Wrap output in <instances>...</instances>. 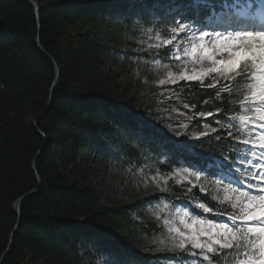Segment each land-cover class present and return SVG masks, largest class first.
<instances>
[{
    "label": "trees",
    "instance_id": "16d2710c",
    "mask_svg": "<svg viewBox=\"0 0 264 264\" xmlns=\"http://www.w3.org/2000/svg\"><path fill=\"white\" fill-rule=\"evenodd\" d=\"M36 1L38 29L31 6L21 0H0V264H79V249L90 258L104 255L121 264H151L150 259L161 264L163 257L144 251L155 225L138 222L132 215L144 199L110 204V195L93 183L89 153L116 158L123 165L145 160L158 169L169 147L180 154L181 146L169 145L110 100L118 90L125 91L126 77L104 68L109 59L128 51L123 31L136 35L140 25H154L170 37L166 27L170 21L156 18L149 23L137 15L142 9L131 7L130 0ZM37 32L41 47L59 69L43 115L54 69L35 46ZM168 50L142 54L159 53L163 58ZM181 84L175 89L186 103L196 105L189 115L215 110L214 89L201 88L197 82ZM208 120L214 123L213 117ZM34 121L45 139L33 127ZM193 143L198 152L228 155L215 139ZM34 160L41 183L22 202L18 217L15 200L37 184L31 171ZM169 186L166 195L172 200L188 197L186 185L170 181Z\"/></svg>",
    "mask_w": 264,
    "mask_h": 264
},
{
    "label": "snow or ice",
    "instance_id": "6c2138e0",
    "mask_svg": "<svg viewBox=\"0 0 264 264\" xmlns=\"http://www.w3.org/2000/svg\"><path fill=\"white\" fill-rule=\"evenodd\" d=\"M130 6L141 8L137 15L149 23L170 21L169 38L154 25L145 30V37L155 34L151 46L169 48L164 55L171 63L159 53L154 58L165 75L158 85L197 82L215 90L214 111L174 110L175 119L169 114L175 136L186 139L168 138L169 145L181 146L180 154L169 147L160 171L149 177L160 193L169 192L170 180L187 186L188 197L174 211L168 203L156 206L168 246L186 253L172 257L173 264H264V0H130ZM205 137L228 155L198 152L193 141ZM153 200L160 197L142 207ZM104 264L121 262L109 258Z\"/></svg>",
    "mask_w": 264,
    "mask_h": 264
},
{
    "label": "rangeland",
    "instance_id": "374dc122",
    "mask_svg": "<svg viewBox=\"0 0 264 264\" xmlns=\"http://www.w3.org/2000/svg\"><path fill=\"white\" fill-rule=\"evenodd\" d=\"M83 1L91 2L92 0ZM151 27L152 25L145 27L140 25L139 29L141 33L136 35L123 31V45L128 48V51L126 54L120 53V55L109 59L104 68H110L115 72H124L126 89L125 91L118 90L116 96L110 98V100L122 112L131 115L141 123L143 122L150 130L162 136L164 140L168 141V138L177 140L179 137L175 136L174 125L173 127H169V114L172 113L175 119L174 110L185 111L188 114L192 110L189 111L183 108V104L186 103V97L182 96L179 90L175 89L179 85L180 87L177 89H181V82L183 81L177 85H158V80L165 78V75L162 68L158 69L154 62L156 55H151L150 53L149 56H146L142 54L143 51L156 49L150 45V41L155 40V34L145 37V30ZM165 38H169V36ZM131 52L134 55L130 54ZM160 59L171 63L168 57H160ZM172 66L174 71L177 70L174 64ZM172 100L174 101L173 105L167 106L166 104L172 102ZM180 119H183V117H180ZM190 127L188 130L189 134L194 130L193 128L190 129ZM87 153L89 152L87 151ZM89 158L91 159L89 165L93 169V183L100 192L110 195V199L108 200L110 204L139 202L141 199L145 201L151 199L153 195H159V201L153 200L150 206L144 205L143 207L142 202L138 210L132 214L138 222L155 225V228L152 229L153 232L147 237L146 248L144 249L145 253L150 256L163 257L159 260L161 264H173L172 257L185 256L186 253L181 256L176 255L179 253L183 254L184 252L178 249L174 251L168 246L169 242L166 239L167 230L163 225V216L160 219L156 218L157 204L162 206L163 203H168L170 206H174V211L175 208L180 207L178 202L182 200L168 199L169 196L166 194H169V192L160 193L150 181L149 177L153 173L160 171V169L152 166L145 160H141V163L138 165H123L116 158H98L93 152L89 153ZM163 160L164 158H160L159 162ZM146 181L148 182L147 186L145 184ZM170 181L175 185H179L174 180ZM167 187L170 189L169 184ZM217 221H226V218ZM162 240L164 243H161ZM131 249L133 250L132 247ZM78 255L81 261L79 264H104V261L107 259L104 255L90 258L81 249L78 250ZM149 261L151 264L152 262L155 263L152 259ZM188 264H192V261L189 260Z\"/></svg>",
    "mask_w": 264,
    "mask_h": 264
},
{
    "label": "water",
    "instance_id": "95a60500",
    "mask_svg": "<svg viewBox=\"0 0 264 264\" xmlns=\"http://www.w3.org/2000/svg\"><path fill=\"white\" fill-rule=\"evenodd\" d=\"M23 1L24 3H26L27 5L31 6V8L33 9V13H34V17L36 19V23H37V29L39 28V5L37 3L36 0H21ZM35 46L37 48V50H39L45 57H47L53 64V69H54V78H53V81L51 83V87H50V92H49V95H48V100H47V103H46V106H45V109L42 113V115L46 112V110L48 109L51 101H52V98H53V90L54 88L56 87L57 85V80H58V77H59V69H58V66L57 64L55 63V61L44 51V49L41 47L40 45V42H39V32L36 33V36H35ZM33 127H35L36 131L38 132L39 135H41L44 139H45V135L44 133L38 129L37 127V122L34 121L33 122ZM31 171L32 173L34 174L35 176V179H36V186L34 189H32L31 191L25 193L24 195H22L21 197L17 198L13 204V209L16 213V215L19 217L20 215V209H21V205H22V202L29 196H32L33 194H35V192L38 190L39 188V185L41 183V179H40V176L38 175L37 171H36V168H35V160L32 162L31 164ZM17 225L15 226L10 238H9V243H8V246H7V249L10 247L11 245V242H12V236L14 234V231L16 229ZM3 257V256H2ZM1 257V259H2ZM0 259V261H1Z\"/></svg>",
    "mask_w": 264,
    "mask_h": 264
},
{
    "label": "bare ground",
    "instance_id": "6f19581e",
    "mask_svg": "<svg viewBox=\"0 0 264 264\" xmlns=\"http://www.w3.org/2000/svg\"><path fill=\"white\" fill-rule=\"evenodd\" d=\"M180 148V147H179ZM100 155V154H99Z\"/></svg>",
    "mask_w": 264,
    "mask_h": 264
}]
</instances>
